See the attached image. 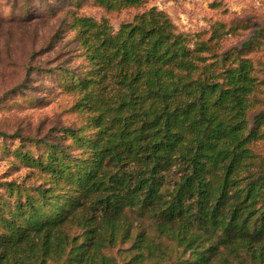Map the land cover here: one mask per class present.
<instances>
[{
	"label": "trees",
	"instance_id": "obj_1",
	"mask_svg": "<svg viewBox=\"0 0 264 264\" xmlns=\"http://www.w3.org/2000/svg\"><path fill=\"white\" fill-rule=\"evenodd\" d=\"M70 26L85 62L57 73L82 121L52 140L0 131L28 169L0 181V264H264V78L246 56L264 28L226 47L248 23L192 35L153 7Z\"/></svg>",
	"mask_w": 264,
	"mask_h": 264
},
{
	"label": "rangeland",
	"instance_id": "obj_2",
	"mask_svg": "<svg viewBox=\"0 0 264 264\" xmlns=\"http://www.w3.org/2000/svg\"><path fill=\"white\" fill-rule=\"evenodd\" d=\"M152 7L164 11L178 30L192 35L205 31L207 37L220 22L228 27L248 23V29L240 34L222 32L226 47L239 46L255 30L264 28V0H143L112 11L86 0H0V131L52 140L59 127H77L82 117L71 107L77 95L60 85L63 74L57 73L60 66L73 69L85 62L76 30L70 26L72 16L105 18L117 30L120 23ZM256 42L246 56L253 60L257 75L264 78V35ZM49 69L53 73L47 75ZM103 83L107 84L103 90L107 96L114 84L108 79ZM256 96L250 114L264 109V84ZM9 138L17 142L15 137ZM258 147L264 153V143ZM27 173L28 169L0 145V181L21 179ZM117 248L112 249L114 255Z\"/></svg>",
	"mask_w": 264,
	"mask_h": 264
}]
</instances>
